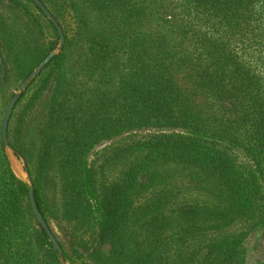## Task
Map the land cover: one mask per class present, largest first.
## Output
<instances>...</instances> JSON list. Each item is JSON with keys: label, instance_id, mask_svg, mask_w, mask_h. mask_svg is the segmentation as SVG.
I'll use <instances>...</instances> for the list:
<instances>
[{"label": "trees", "instance_id": "trees-1", "mask_svg": "<svg viewBox=\"0 0 264 264\" xmlns=\"http://www.w3.org/2000/svg\"><path fill=\"white\" fill-rule=\"evenodd\" d=\"M42 1L65 45L8 135L65 257L264 264V0ZM58 39L0 0V264H60L2 137Z\"/></svg>", "mask_w": 264, "mask_h": 264}, {"label": "water", "instance_id": "water-1", "mask_svg": "<svg viewBox=\"0 0 264 264\" xmlns=\"http://www.w3.org/2000/svg\"><path fill=\"white\" fill-rule=\"evenodd\" d=\"M32 1L40 9V11L47 17L49 22L54 26V28L58 33L59 39L57 45L40 61V63L35 67V69L15 89L14 94L11 97L5 110L3 123H2V137L5 146V151L10 159L13 171L15 172L17 177L24 184L28 186L29 199L32 205L33 212L37 219V222L44 229L49 242L51 243L54 251L57 253L60 264H70L69 259H67L64 255L60 242L58 241L56 235L50 228L47 220L45 219L44 215L42 214L41 210L38 207L34 195V182L30 173L28 162L25 156L11 144L8 135L9 124L12 114L22 94L28 89V87L32 84V82L42 73V71H44V69L52 61V59L58 56L63 51L65 45V33L62 25L59 23L57 18L53 15V13L49 10V8L44 4L42 0H32ZM13 158H16L20 161L22 167L21 172L18 171V169L14 165Z\"/></svg>", "mask_w": 264, "mask_h": 264}, {"label": "rangeland", "instance_id": "rangeland-1", "mask_svg": "<svg viewBox=\"0 0 264 264\" xmlns=\"http://www.w3.org/2000/svg\"><path fill=\"white\" fill-rule=\"evenodd\" d=\"M14 91H15V89H14ZM19 107H20V106H19ZM19 107H18V108H19ZM18 108H17V109H18ZM5 110H6V109H5ZM4 114H5V113H4ZM3 118H4V117H3ZM13 161H14V165L16 166V168L18 169V171L21 172L22 167H21V163H20V161H19L18 159H16V158H13ZM53 225H54L56 231H57L58 233H61L60 229L56 226V224L53 223ZM69 262H70V264H82V263H80V262H78V261H75V260H72V259H69Z\"/></svg>", "mask_w": 264, "mask_h": 264}]
</instances>
